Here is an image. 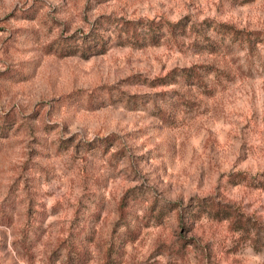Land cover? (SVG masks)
<instances>
[{
    "label": "rangeland",
    "instance_id": "rangeland-1",
    "mask_svg": "<svg viewBox=\"0 0 264 264\" xmlns=\"http://www.w3.org/2000/svg\"><path fill=\"white\" fill-rule=\"evenodd\" d=\"M103 16L264 33V0H0V264H264V190L238 182L264 172V40L60 55Z\"/></svg>",
    "mask_w": 264,
    "mask_h": 264
},
{
    "label": "trees",
    "instance_id": "trees-1",
    "mask_svg": "<svg viewBox=\"0 0 264 264\" xmlns=\"http://www.w3.org/2000/svg\"><path fill=\"white\" fill-rule=\"evenodd\" d=\"M110 32L112 35H105ZM112 36V37H109ZM264 33L260 31H246L233 27L228 24L207 23L203 26L189 27L186 20L170 22L164 19H138V20H122L112 19L109 16L100 17L93 29L87 34H76L71 37V44H67L64 38L59 42V50L61 56H70L76 54L92 55L94 52L104 53L108 50L111 42L114 40L117 45H131L136 48L145 46H157L162 41L168 39L176 41L179 37H189L191 46L198 51H207L215 53L220 49H231L235 46L244 49H252L258 43L264 40ZM209 65H194L185 68H176L172 70L168 76L156 79V85H166L167 78L175 79L179 77L182 80L193 84L203 85V72H211ZM175 76V77H174ZM241 181H247L251 186L264 190V172L254 178H249L246 174L240 175ZM132 196L127 194L123 197L121 214H124V206L128 205V200ZM125 204V205H124ZM158 203H154L148 210L153 215L157 211ZM203 212L215 210L217 214L221 212H231L227 205L220 203H201ZM169 204H162L158 207V218L172 211ZM160 215V216H159ZM228 218V215H225ZM70 259L78 260L81 257H73Z\"/></svg>",
    "mask_w": 264,
    "mask_h": 264
}]
</instances>
